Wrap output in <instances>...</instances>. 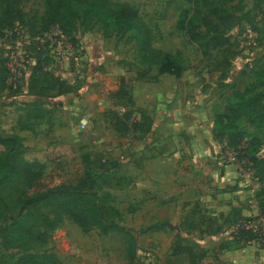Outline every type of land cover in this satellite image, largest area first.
Returning a JSON list of instances; mask_svg holds the SVG:
<instances>
[{
  "label": "rangeland",
  "instance_id": "374dc122",
  "mask_svg": "<svg viewBox=\"0 0 264 264\" xmlns=\"http://www.w3.org/2000/svg\"><path fill=\"white\" fill-rule=\"evenodd\" d=\"M18 1L16 6L21 13L15 15L0 4V29L20 16V23L12 33L8 32L7 39L0 30V135L18 138L14 149L25 163L32 165V171L26 176H13L2 186L5 205L0 204V264L15 263L27 254L47 252L57 253L64 264H138L142 258L164 264L159 249L146 240H141L138 246L133 244L130 230H114L109 236H102L97 228L84 233L68 218L56 227L47 228L39 208L29 201L62 185L94 188L100 193L113 190L112 204L123 211L122 222H127L129 206L124 196L127 187L123 189L122 185L128 183L119 181H127L128 167L135 154L148 148L158 152V145L150 146L148 141L155 142L161 136L189 138L182 124L191 120L192 111L198 128L204 131L201 133L209 135L216 106L248 85L264 80L263 5L260 0H231L233 18L223 30L236 40L233 46L215 48L191 42L178 28L183 10L195 13V0H110L129 3L138 10L153 33L155 48L181 54L185 71L176 77L159 75L158 67L142 64L136 41L128 32L109 27L104 20L89 19L82 9L67 24L78 40L71 44L58 37L55 29H43L46 0ZM240 6L243 11L238 10ZM11 46L15 70L19 69L23 56L28 61L17 87L7 81L3 69L4 53ZM39 48L50 57V74L34 69ZM55 76L80 83L81 87L57 95L53 89ZM123 78L124 87L135 97L134 116L139 120L130 129L118 121L115 108L117 104L127 108L128 97L115 98V90ZM260 90L264 92V85ZM157 108L166 112L162 123L169 130H153L150 114L154 119ZM84 118L88 121L85 127L81 123ZM245 128L248 133L258 132L264 154V127L256 130L247 123ZM221 146L220 151L215 149L212 156L196 162L185 152L179 167L197 171L204 177L213 168L231 174L233 184L225 189L239 191L236 195L242 215L227 223L222 231L232 239L237 224L250 220L257 226V237L236 248L250 251L252 264H264L261 213L264 183L253 178L242 152L232 162L225 155V143ZM9 147L0 144V154ZM18 221L28 231L23 240L12 231ZM180 264H184L183 259Z\"/></svg>",
  "mask_w": 264,
  "mask_h": 264
},
{
  "label": "trees",
  "instance_id": "16d2710c",
  "mask_svg": "<svg viewBox=\"0 0 264 264\" xmlns=\"http://www.w3.org/2000/svg\"><path fill=\"white\" fill-rule=\"evenodd\" d=\"M193 1V0H192ZM18 0H0V4L5 5L7 12L12 15L20 14L21 10L16 6ZM264 9V0H260ZM196 11L191 14L189 9L181 12L178 21V28L186 33V36L193 43L203 47L212 45L215 48L234 45L235 37L227 35L223 27L227 26L233 18L231 11V0H195ZM83 13L89 19L104 20L109 27L119 28L130 34L135 39L138 56L142 64L158 67L159 75L170 74L181 77L185 71L181 54H171L153 46V33L146 23L141 19L138 10L129 3H113L110 0H46V23L43 29L55 28L65 35L74 44L78 42L76 35L71 31L69 25ZM243 11V7H238ZM20 16L6 23L0 30L4 36V30L13 29L20 23ZM204 28V30L202 29ZM3 69L8 76L4 59ZM50 58L41 51L34 66L35 71L50 74L52 70L46 69ZM262 76L264 77V69ZM57 95H64L78 90L79 83H70L60 76L53 78ZM264 80L248 85L244 91H237L232 96L227 97L221 104L216 106L214 117L213 136L215 139H223L230 148L240 150L245 153L254 177L264 183V159L259 153L262 141L258 134L248 133L245 128L247 123H251L256 130L264 127V92L261 87ZM255 89L259 90L258 92ZM128 97L127 108L121 113V105H115L118 113V121L124 128L130 129L139 120L134 117L135 99L130 94L128 88L124 87V78L121 79L120 87L115 90V98L122 99ZM117 106V107H116ZM129 107V108H128ZM144 115L141 116L143 119ZM134 119V120H133ZM137 120V121H136ZM18 138L15 136L3 137L0 135V144L10 145L5 152L0 154V204L5 205L1 189L3 184L13 176L31 174V167L25 163L17 154L15 144ZM243 143L246 147L242 148ZM111 193L109 191L98 192L94 188H82L69 185H62L38 195L29 201L35 204L40 210V216L47 228H53L61 224L65 218L76 223L83 232L88 233L97 228L103 234H109L114 230H125L119 225L122 214L118 208L112 204ZM45 210V212H44ZM264 215V210L261 211ZM12 231L17 233L19 240H23L28 231L24 230V223L18 221L14 223ZM236 236V237H235ZM257 234L252 230L240 229L233 238L225 244L217 247L216 257L218 259L224 248H235L242 242H250ZM133 244L134 238H131ZM174 254L186 253L190 264H201L207 252L195 250L194 247L184 246L181 243L172 245ZM12 264H64L62 259L55 252H47L43 255L27 254L21 256L17 262ZM216 264H224L221 260H216Z\"/></svg>",
  "mask_w": 264,
  "mask_h": 264
},
{
  "label": "crops",
  "instance_id": "0c3cea01",
  "mask_svg": "<svg viewBox=\"0 0 264 264\" xmlns=\"http://www.w3.org/2000/svg\"><path fill=\"white\" fill-rule=\"evenodd\" d=\"M159 110L161 109L155 110L157 115L154 119L153 114L145 110L143 112L152 115L153 130L164 131L167 127L162 119L167 114ZM194 114L192 111L191 120L182 124L187 128L189 138L176 139L178 135L175 138L161 136L155 142L148 141L150 146L158 145V152L148 148L135 154L128 167L127 181H119L128 183L122 186L123 189L127 187L124 196L129 206V218L126 217L127 222H122L124 213L115 205L122 214L118 223L125 230H130L135 245L146 240L152 247L158 248L164 264H180L182 259L184 264H190L186 253H173L174 243L206 251L201 264H216V260H221L224 264H252V253L236 247L224 248L218 259L216 257L215 249L230 240L223 233L225 225L242 215L236 195L239 191L235 188L225 189L228 184H233L231 174L213 168L204 177L197 171L179 167L182 154L187 153L188 158L196 162L212 156L215 149L220 151L222 144L226 145L225 140L215 139L213 136L214 118L210 134L205 135L198 128ZM253 178L257 180L256 177ZM109 192L114 198L113 190ZM116 194L115 192V197ZM116 261L118 262L117 258Z\"/></svg>",
  "mask_w": 264,
  "mask_h": 264
},
{
  "label": "built area",
  "instance_id": "2783aa9c",
  "mask_svg": "<svg viewBox=\"0 0 264 264\" xmlns=\"http://www.w3.org/2000/svg\"><path fill=\"white\" fill-rule=\"evenodd\" d=\"M14 29H16V26L13 29H6V30H4V36L3 37H5V39H7L8 36H9L8 35V32H11L12 33ZM51 29H55V28H51ZM55 30L57 31V34H58L57 36L58 37H64V38H66V40L68 42H70L71 44H74L65 35H63L59 30H57V29H55ZM11 48H12V46L11 47H8V50L4 53V58L3 59H4L5 66H6L7 72H8L7 81L13 87H17L20 84V82H21L24 74L26 73V70H27L26 67H27L28 61H26V59H24L25 57L23 56V59L21 61V64H20L19 69L18 70H15L13 68V66H12L13 65L14 52H12ZM38 50H40V53H41L42 49L39 48ZM24 54H27V51H25ZM48 57H49V55H48ZM37 58H36V61H37ZM46 69L52 70L50 68L49 64L46 66ZM120 111H121V113H123L125 111V108L124 107H121L120 108ZM87 122L88 121H87L86 118L82 119L81 120L82 126L85 127L87 125ZM246 146H247L246 143H243V145L241 147L242 148H245ZM224 149H225V151H224L225 152V155L229 158V160L232 161V162H236L237 161V157L239 156V153L241 151L240 150H237V149H234V148H230L228 146H225ZM242 154L245 155L244 152H242ZM259 156H260V158H263L264 159V154L261 151L259 153ZM244 163H245V165H248L250 171L253 172V170L250 168V164H249L247 158H245ZM244 173H245V171H244ZM240 229L252 230L253 232H255L257 234V232H256L257 231V226L254 225V224H252L250 222V220H244L242 222H239L237 224V226H236L235 234H237V231H239ZM138 264H156V263H154V261H152V260H149L148 261V260L142 258L141 259V262H139Z\"/></svg>",
  "mask_w": 264,
  "mask_h": 264
}]
</instances>
